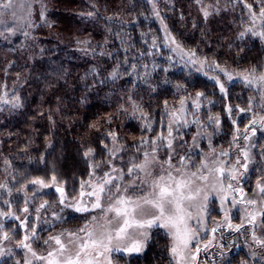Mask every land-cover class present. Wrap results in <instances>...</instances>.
I'll return each instance as SVG.
<instances>
[{
	"label": "trees",
	"instance_id": "trees-1",
	"mask_svg": "<svg viewBox=\"0 0 264 264\" xmlns=\"http://www.w3.org/2000/svg\"><path fill=\"white\" fill-rule=\"evenodd\" d=\"M24 1L28 6L15 18L10 13L0 17L16 29L10 34L0 25V97L9 101L0 102V264L34 259L20 245L25 236L43 255L51 248L44 243L49 237L78 232L93 211L65 205L81 206L91 198L88 183L109 167L116 169L112 176L122 170L126 181L128 169L154 147L159 161L171 156L179 166L181 157H190L183 170L195 171L192 165L199 166L213 149L216 156L229 153L221 157L226 166L235 164L245 142L248 168L239 167L238 182L248 194L258 193L264 178V128L250 120L259 121L264 109L260 89L247 86L238 74L253 68L256 75L264 72V41L251 33L240 36L247 28H264L259 17L264 0ZM169 35L175 44L166 39ZM211 76L224 85L223 93ZM16 97L19 107H13ZM172 113L181 117L179 123ZM160 136L172 140L171 148L166 139L157 140ZM36 179L48 186L31 183ZM260 197L264 202V193ZM220 213L217 199L211 198L206 224ZM256 230L264 240V208ZM171 247L166 230L153 227L141 251L112 256L119 264H175ZM255 255L253 264L263 262L264 248L243 246L224 264H252Z\"/></svg>",
	"mask_w": 264,
	"mask_h": 264
},
{
	"label": "snow or ice",
	"instance_id": "snow-or-ice-1",
	"mask_svg": "<svg viewBox=\"0 0 264 264\" xmlns=\"http://www.w3.org/2000/svg\"><path fill=\"white\" fill-rule=\"evenodd\" d=\"M200 0H197L199 3ZM251 10V5H246ZM23 8L24 5L20 4ZM205 17L209 15L206 9H202ZM5 13H10L13 18L16 17V12L13 10V0H0V17ZM29 15L31 12L29 11ZM43 15V13L41 14ZM89 16L92 13H88ZM259 17L264 23V7H261L259 12ZM252 22L255 25L256 14H252ZM0 25H5L4 19L0 18ZM5 31L10 34H15V28H9L5 25ZM246 33H251L253 37H258L261 41H264V28L256 30L255 27H250L241 32L240 36H245ZM25 36L28 35L27 32L23 33ZM4 32L0 31V36H3ZM166 39H170L173 44L176 41L169 36ZM180 46L177 44V48ZM181 51H183L181 49ZM189 59L195 55V53L187 54ZM195 63L194 60H191ZM219 68V66H216ZM215 71V69H212ZM224 72L228 79H232V75L227 73L224 69H219ZM256 69L253 68L251 72L239 73L238 75L244 81L247 86H256L260 89V97L262 103L260 108L264 109V72L256 75ZM210 79L214 80L216 84L219 85L220 91L223 93L225 91L224 85L220 82L217 76H211ZM7 95V94H5ZM202 95V93L197 94V99ZM252 99V98H250ZM16 103L13 107H19V98H15ZM0 102L8 103L9 101L3 97H0ZM184 102L181 101V109L183 112ZM199 108V104L196 105ZM133 108L135 110L136 105L133 102ZM251 110V105H249L248 111ZM229 112L232 111L231 108L228 109ZM241 112H245V109H240ZM174 117V122L179 123L181 117L176 116L172 113ZM209 121H213V117H209ZM260 123L261 127L264 128V115H260L259 121L256 119L250 120V125H255ZM183 123L186 125L187 120ZM193 124L199 123L198 120H193ZM215 123L219 124V118H215ZM235 123V121H233ZM248 131V127L245 128V132ZM253 133L255 129H252ZM112 137L113 142L116 141V134L114 132L108 133ZM199 136L200 134L197 133ZM172 136V128L168 127V137ZM166 139L165 137H157V140ZM197 137H193V142H196ZM234 139H236L234 137ZM245 140L248 139L247 136L244 137ZM155 145L156 141L152 142ZM167 145L169 148L172 146V140H167ZM107 147V145H105ZM117 149L116 151H119ZM156 148H153V154L151 159H149V153H144V160L139 164H133L131 168L128 169V176L132 179L127 184L115 183L117 180H122L124 178L123 171L119 176H112L110 173L105 172L104 176L99 179L98 183L92 185V191L87 193L88 196L94 197V201L91 204V209H100V220L97 221V217L93 216L92 221H96L95 224L92 222L86 223L83 227L78 229V232L69 233L70 239L68 244L61 241L60 236L49 237L53 240L57 248L48 251L47 256H39L35 251L32 250L31 244L27 243L30 237L25 236L23 241H20V245L27 248L32 256L37 260L45 261V264H112L111 253L113 251L118 252H139L142 250L145 241L148 238L149 231L153 227H159L165 229L167 234L171 236L172 247L171 254L175 264H189V261L194 262L197 259L196 254L201 251L197 246L194 251L192 250L193 241H198L199 230L193 227L189 221L196 219L199 223L203 219V214L207 210V203L210 196L209 186L212 192H225V179L229 182L227 183V189L233 191L243 192V189L238 187L239 177L243 174L239 172L240 167L247 170L248 164H241L240 159L237 158L235 164L231 166H226V162L220 160L219 157L228 156L227 151H221L216 159L210 162L207 158L201 160L199 166L193 164L192 166L196 168V171H184L190 163V157H181L179 166L172 163V157L166 161H159L155 156ZM215 152V149L212 150ZM93 150L90 148L85 152V156L91 155ZM242 155L245 160H248L249 154L246 150H242ZM167 164V168L164 165ZM153 165L159 166V171H157ZM116 171V169H113ZM141 174H143L141 176ZM55 181V177L52 178ZM139 181V183L137 182ZM197 181L201 183H197ZM231 181H237L234 185ZM33 184H40L47 187L43 180L36 179L31 181ZM147 186L150 190L147 191L142 196H135L136 191L143 192L144 187ZM3 187V185H0ZM257 187L261 193H264V186H261L258 182ZM57 192L61 193L60 203L64 204V192L62 188H57ZM84 193L81 192V196ZM103 197H107L112 203H110L106 208L103 207L101 200ZM226 196H222V203L226 200ZM241 203L245 201L241 200ZM233 205L236 201L233 200ZM248 204H255V200L246 201ZM44 205H41V208ZM65 207H74L77 212H87L90 211L88 207H81L75 205H65ZM195 209V212L192 211ZM24 211H28L27 208ZM247 211V210H245ZM113 215L109 218L108 214ZM250 217L249 223H254L256 220V215L254 213L248 212ZM4 215H11V213H6ZM225 219H228V214L225 212ZM243 225L233 226L230 222L228 227H235V230H239ZM217 229L213 228L212 232H216ZM79 233H84L80 236ZM35 231H33V237L35 236ZM4 239H8V234L4 233ZM255 238V234H254ZM45 244L48 241H44ZM211 241H209V244ZM258 244L264 245V240H257ZM71 245L72 247H69ZM208 244H205L204 248L207 249ZM103 258V259H101ZM30 264V262H29Z\"/></svg>",
	"mask_w": 264,
	"mask_h": 264
},
{
	"label": "rangeland",
	"instance_id": "rangeland-1",
	"mask_svg": "<svg viewBox=\"0 0 264 264\" xmlns=\"http://www.w3.org/2000/svg\"><path fill=\"white\" fill-rule=\"evenodd\" d=\"M20 4H23L24 7L21 8ZM27 6H28V4H26V2L24 0H13V10L16 12V14H17V12H19V13L22 12V10L26 9ZM180 106H182V105H180ZM184 109H185V112L183 111L182 115H184L186 113V106H184ZM177 113H178V111H177ZM167 140H168V138H166V141ZM244 144H245V142H244ZM244 144L240 148L241 150L239 149L235 159L239 158L240 162H241V157H242V163H243V161H244V163H247L248 160L246 161L242 155V150H246ZM148 153H149V159H151L153 152L148 151ZM217 156L215 154H213V152H210V153H207V155L203 159L207 158V160L210 162L211 160L216 159ZM219 159L224 161V159L221 157H219ZM143 160H144V154H143V157L141 158V160L139 161V163H141ZM237 166H238V168L240 167L239 165H237ZM153 167L157 171H159L158 165H153ZM164 167L167 168V164H165ZM113 169H114L113 166L109 167V169H107L105 172L112 174ZM104 173L102 176L96 175V179L95 180L92 179L91 182L88 183L87 187L92 188V185L98 183L99 179L104 176ZM142 175L143 174H141V176ZM131 179H132L131 177L129 179H127L126 181H124L122 179V185L127 184L128 182H130ZM137 182L139 183V181H137ZM228 182L229 181L225 179V192H222V193L221 192H212L210 186L208 189L211 193L209 196V200L214 197L218 201L219 208L221 209V213L219 214V216L217 218L213 217L212 220L208 224H206L207 215H206V211H205V213L203 214V219L199 223L197 222L196 219H193L194 223H192V224L190 223L191 221H189V223L193 227H195L199 230V232H198L199 243L197 244L196 241H193V244L191 246L193 251H194L195 247H197V246L201 249V251L196 254L197 259L194 262V264H224L227 261V257H231L232 255L236 254L243 246L249 247V245H250V246L255 247V246L259 245L261 248H264V245L257 243V240H262V238H261V236H259V234L257 233V230H256L258 225H259L261 213L263 212V208H264L263 207L264 202L262 201V199L260 197V195L262 193L260 191H258V193H256V194H252V193L248 194L246 188L242 187V185L239 182H238V187L243 189V192L241 193L238 191H233L231 189H227V183ZM231 182H233V181H231ZM259 182H261V186H264V178H262ZM197 183H201V182L197 181ZM233 184L236 185L237 182H233ZM143 187H144V191L141 192V194L138 196H142L147 191L150 190L147 186H143ZM92 190L93 189H90V191H92ZM222 196L227 197L226 200L223 201V203L221 200ZM209 200H208V202H209ZM233 200L236 201L235 205H233V203H232ZM241 200H243L245 202L241 203L240 202ZM249 200H255L256 203L254 205L246 203V201H249ZM93 201H94V197H91L80 205L81 206L84 205V207H88L89 209H91V204ZM101 203H102L103 207L106 208L110 203H112V201L107 199V197H103L101 200ZM245 210H247V211H245ZM92 211H93L92 215L84 223V225L86 223H89V222H92L93 224H95L96 221H92L93 216L97 217V221L103 222L100 220L101 210L95 209ZM192 211L195 212V209H192ZM225 212H227V214H228L227 220L225 219ZM248 212L254 213L256 215V220L254 223L250 224L248 222L250 219V217L247 214ZM112 215H113L112 213H109L108 214L109 218H111ZM229 222L233 226H235V225H243V226L240 227L239 230L237 231V230H235V227H232V228L228 227ZM213 228L217 229V231L214 233L212 232ZM254 234H255V238H254ZM79 235L83 236L84 233H79ZM52 237H54V236H52ZM70 239H74V238L69 237L68 234H65L63 236V238L61 237L62 242L65 244H68V241ZM171 241H172V239H171ZM209 241H211L210 244H209ZM145 243H146V241H145ZM145 243H144V246H145ZM205 244H208L207 249L204 248ZM0 245H1V240H0ZM46 246L47 247L51 246V248L48 251L58 247V245H56L55 242L53 240H50V239H48V243ZM69 247H72V246L69 245ZM48 251H46L43 255L39 254V256H47ZM114 252H118V251H113L110 254L112 264L113 263L119 264L117 261H115V259L112 256ZM126 253H129V252H126ZM131 253H134V252H131ZM2 256H3V253H2V255L0 254V258H2ZM259 257H261V256H259ZM256 258H257V255H255L252 258V260H251L252 264L255 263L253 260ZM101 259H103V258H101ZM261 259L263 262H259V263L264 264V257L263 258L261 257ZM30 261H35V263L40 262L42 264H45V261L37 260L35 257H34V259L27 260L26 264H29ZM5 264H20V262L16 259V260L11 261L10 263H5ZM30 264H32V263L30 262ZM189 264H193V262L189 261Z\"/></svg>",
	"mask_w": 264,
	"mask_h": 264
}]
</instances>
